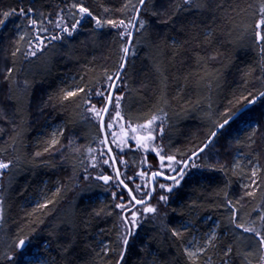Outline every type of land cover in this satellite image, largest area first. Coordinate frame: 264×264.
<instances>
[{"label": "trees", "instance_id": "16d2710c", "mask_svg": "<svg viewBox=\"0 0 264 264\" xmlns=\"http://www.w3.org/2000/svg\"><path fill=\"white\" fill-rule=\"evenodd\" d=\"M73 2L82 3L103 20L125 22L134 12L120 9L126 2L129 8L138 4V0H0V19L4 11L35 9L29 15L38 24L42 21L51 34L56 29L48 19L55 21L56 12H64ZM260 4L261 0H207L204 10L179 12L167 24L161 21L172 16L173 0H148L145 4L140 15L147 25L135 31L122 78L117 81L119 87L113 94L122 96L121 115L132 127L145 124L153 114H162L159 110L163 109L167 114L165 131L154 141L162 154L186 159L210 135L212 121L230 101L234 105L248 92L264 89V57L260 54L264 45L256 44L253 38ZM105 8L109 11L105 12ZM153 12L166 15L153 16ZM67 22L74 23L75 19ZM27 23L28 19L17 15L0 25V159L15 161L0 176V253L9 251L14 240L26 236L29 241L23 255L13 252L14 261L0 260V264H22L25 255L34 249L48 256L53 264H115L119 259L116 241L121 211L115 207L117 197L111 192L114 188L108 189L101 180L82 177L87 149L101 135L99 122L89 119L79 107L85 93L63 102L61 96L63 91L84 87L86 92H92V104L97 108L105 106L106 100L96 97L95 92L110 89L106 73L113 75L122 62L121 48L127 38L122 41L119 33L124 29L97 28L95 21L85 18L73 36L53 41L35 57L25 58L34 31ZM21 35L26 39L20 40ZM17 47L20 52L13 57ZM212 55L216 59H208ZM8 68L14 70L15 84L12 78L4 79ZM100 78L106 82L100 83ZM25 80L29 83L26 90ZM50 96L53 99L45 103ZM261 105L252 112L254 120L259 116L260 128L251 147L245 140L250 130L234 125L231 136L221 137L215 144L220 158L216 162L202 161L205 168L188 171L181 184L168 193V202L139 222L129 238L124 264H222V254L229 246L231 264H257L262 260V248L254 234L245 233L232 223L235 209L237 223L264 232V221L260 219L264 212ZM236 137L243 142L241 147L236 146ZM53 139L58 142L50 147ZM132 145L113 154L117 167L124 171L121 178L141 199L143 194L133 189L128 177L139 168L143 156L151 170L157 169L158 158L150 149ZM45 148L49 150L45 152ZM241 151L246 154L245 159L261 168L260 187L252 196L245 195L243 187L251 172L246 160L242 163L244 171L233 173L235 154ZM38 152L41 155L37 157ZM121 160L125 163L120 164ZM220 165L225 171L219 170ZM119 189L131 200L121 185ZM46 201L52 203L38 208ZM172 228L184 235L173 237ZM212 230L216 234L214 246L189 259L184 247L195 241L198 247L204 246ZM98 239H105L116 251L106 257L97 256Z\"/></svg>", "mask_w": 264, "mask_h": 264}, {"label": "snow or ice", "instance_id": "6c2138e0", "mask_svg": "<svg viewBox=\"0 0 264 264\" xmlns=\"http://www.w3.org/2000/svg\"><path fill=\"white\" fill-rule=\"evenodd\" d=\"M148 2V0H138V4L133 5L131 8H129L128 3L126 2L124 7L120 9V11H132L135 14L132 15L127 22H125L124 19H120L119 21L108 19L103 20L101 18H98L93 15L92 11H90L89 8L84 7L82 3L80 2H73L69 6V11L67 14L63 13H57V17L55 21H52L45 17V19H48L49 25H52L56 31L54 33H49V28L45 27L43 25V22H39L36 19L31 18L29 14L33 12V9L29 8L27 12L23 8H21L18 12L17 10L13 9L11 11H4L2 12L3 19H0V25H5L7 23V20L9 17L12 16H23L26 19H28V23L32 26L34 29L32 33V38L29 40V46L27 50L25 51V58L29 57H35L39 52H42L46 47L52 44L53 41H60L63 40L65 36L71 37L73 34L77 31V29L80 27L82 22L85 20V18H91L93 21H95V27L97 28H103L105 26H111L112 28L119 29L120 27H123L124 31L119 33V36L121 40L123 41L125 38L128 39L129 44H131L132 38H133V32L130 29H134L136 32H139L143 30L146 25L147 21H145L143 18H141V12L144 9L145 4ZM173 13L172 16H167V18L161 23L167 24L171 22L173 17L177 15L179 12H187V11H201L204 10L207 7V0H173ZM77 10L79 15H77ZM105 12H108L109 9L105 8ZM259 14L260 19L255 23L254 25V33L253 38L256 44L258 45H264V0H261V4L259 7ZM153 16L157 15H166L165 13H157L153 12ZM70 19H75L74 23H68L67 21ZM138 25V27H137ZM19 28V25L16 26ZM205 35H211V33H205ZM20 40H25L26 36L21 35L19 37ZM131 48L127 45L123 46L121 48V60L126 61V58L130 54ZM20 52V48L17 47L16 51L12 53L13 57L17 55V53ZM260 54L262 57H264V47L260 48ZM208 59H216L215 55L209 56ZM126 63L122 62L119 64L118 68L119 70L115 72L113 75H107L106 74V81L109 88L113 89V92H108L106 89H98L95 92L96 97H100L102 99H105L107 103L102 109H97L96 105L91 103L92 100V94L91 90L89 89L86 92V89L84 87H77L75 90L72 91H63V95L61 96V102L68 100L69 98L75 97L78 94L85 93L83 103L79 106L83 110H85L86 114L89 115L92 119L97 120L100 123L101 129L105 131V139L100 141L102 145L104 144H113L116 145L118 148H120L121 151H123V147L128 146V141L135 140L136 145L138 148H144L145 150H151L155 152L161 161V169H168L173 174L166 177V179L171 180V185H165L160 184L159 187L165 192V193H171L175 187H178L181 184V181L184 180L185 175L189 168H198L201 165L197 164L195 161L200 157L201 154L205 153L206 150L210 152L211 148L219 142V139L221 137H228L231 136V133L233 131V126H238L240 124L244 125L245 130H250L248 136L245 138L247 141V146L250 148L251 145L255 142L253 137L257 134L259 131L260 125L258 122H256L252 117V112L254 110V107L258 104H264V91L259 92H248L247 95L241 96L240 100L236 102L235 105L232 104V102H229V106L225 108V110L221 113H219L218 116L212 121L211 126V133L207 136V138L203 141L202 146L196 147L195 150H191L190 154H187V159H180L178 160L176 158V155H163L162 149L158 148L154 145V141L164 134V124L166 123V117L167 114L163 113V109H160V113L162 114H153L150 119L147 120L145 124L137 125L136 127H132L130 122H126V124H121L120 122L123 120V117L121 115V99L122 96H114V90L115 88L119 87V84L116 83V81H119L122 78L123 75V69L125 68ZM13 68H8L7 73L4 76L5 80H9L12 78V83L15 84L16 81L13 74ZM157 71L159 69L157 68ZM115 77V81H114ZM261 79H264V76L261 77ZM24 89L26 90L29 87L28 81L23 82ZM53 99V97H49V100L45 103L50 102ZM211 107V105H209ZM115 112V115H112V112ZM101 112L104 113L103 116H101ZM81 118H84V115L81 116ZM115 127H120L122 129L123 135L118 139V134L114 131H112ZM158 127V131H157ZM2 131V129H0ZM61 135L63 134V130H59ZM143 133V134H139ZM111 135V140H108V136ZM58 141L56 139L52 140V144L50 147L54 146ZM74 143L73 141H69V144ZM231 143V141H230ZM242 141L239 137L235 138V144L237 147L242 146ZM123 145V147H121ZM49 149L45 148L44 151L47 152ZM3 151V150H0ZM87 151L90 154H93L91 156V160L93 163H91L92 168H96L98 166L97 161L100 159H103V157L106 155L105 152L99 151L98 155L96 154L98 152L97 149L88 148ZM112 151L111 147H108L107 152L110 153ZM41 153H36L35 156H40ZM185 155V154H181ZM246 154L241 151L239 153L238 158L235 160L233 164V173L237 174V170H240L241 172L244 171V166H242L240 157H244ZM167 161V163H164ZM115 158H112L111 163L108 159H103V163L105 165L111 166V164H114ZM125 162L123 160L120 161V164H124ZM15 164V161L12 159L4 160L0 159V176H3L4 173L9 170L11 167H13ZM182 165V166H181ZM247 167L251 168L250 172V183L243 185V187L246 189L245 195L252 196L254 195L255 189L259 188L260 185L257 181V174L261 171V168L258 163L253 164L252 160H248ZM220 171H225V168L223 165L219 166ZM138 175L141 178L145 177V173L141 171L138 173ZM164 175L163 171L160 172H154L152 173L153 180L156 176ZM120 172L119 169L116 170L115 177L109 176V175H100L97 176V180H102L105 185L109 184L110 182L118 181L116 184V187L119 188L120 185H123V187L127 188V184H125V181L123 179H119ZM85 180L89 179V176L84 177ZM129 180L132 179V177H128ZM252 191H247L248 188L253 187ZM143 188H147V185H136L135 190L137 192L142 191ZM155 189L153 188L151 191H148L145 193L144 197L141 199H137L135 195H133V190L129 189V196L131 197V200L125 204L123 202L117 203L115 207L117 209H120L122 213H127L126 215H122L120 217V231L117 234V247L119 248V251L117 255L119 256V259L115 261V264H124L125 257L128 251V245H129V238L134 235V230L138 226L139 218L146 215V214H155L157 212L156 207L151 206L148 204V200L151 198L153 192ZM60 192V189H57V193ZM117 195L116 192H113V197L115 198ZM227 196V193L225 194ZM160 201L164 202L165 204L168 202L169 196L168 195H161ZM132 201H135V203H132ZM52 203V201H46L43 204H38V208H47L48 204ZM232 202L228 201V206H231ZM140 206V207H137ZM96 215H100L99 212L96 213ZM111 215V213H109ZM155 218V217H154ZM261 221H264V212L260 215ZM232 223L237 229H243L245 233H253L255 237L258 239V242L261 246H264V232H262L260 229L256 227H245L244 225L237 223L236 221V211L233 210V218ZM103 229L101 230L100 235L103 234ZM171 235L176 238H181L184 233L181 232L179 229L172 228L170 229ZM186 231V229H185ZM216 239V234L213 231L211 235H209L204 242V246L195 248L194 250L189 247H184V253L189 259L196 258L199 254L205 253L206 249L209 246H214L213 242ZM28 237H22L18 241H13V244L9 246V251L0 253V260H7V261H14L16 259V256L13 254V252L20 253L23 255L28 246ZM98 246L100 247V252H97V256H104L106 257L110 252L116 251V249H113L111 247V244L106 241L105 239H98ZM67 251V249H65ZM232 254V247L229 246L222 254V264H231V261L229 257ZM264 259V257H262ZM244 260L247 261V255L244 256ZM250 264V262H249Z\"/></svg>", "mask_w": 264, "mask_h": 264}, {"label": "rangeland", "instance_id": "374dc122", "mask_svg": "<svg viewBox=\"0 0 264 264\" xmlns=\"http://www.w3.org/2000/svg\"><path fill=\"white\" fill-rule=\"evenodd\" d=\"M260 19V18H259ZM258 19V20H259ZM257 20V21H258ZM256 21V22H257ZM124 31V30H123ZM117 83V82H116ZM106 104V103H105ZM261 105V104H260ZM263 108H264V104H262L261 105ZM103 107H98L97 109H102ZM256 110H258V108L256 109ZM86 113V112H85ZM87 115V114H86ZM101 115H102V112H101ZM112 115L114 116L115 115V112H114V110H113V112H112ZM88 116V118L89 119H91V120H93L94 122H96L97 124H98V121L97 120H95V119H92L89 115H87ZM263 120H264V118H262ZM255 121L256 122H259V116L257 117V118H255ZM121 124H126V121H125V119L123 118V120L120 122ZM242 125V128H244V125L243 124H241ZM112 131H114V132H116L117 134H118V139L120 138V137H122V135H123V132H122V129L120 128V127H115ZM103 140V138H102V134L98 137V139H97V141H96V143H95V145H93L91 148H93V149H97L98 150V152L96 153L97 155H98V153H99V151H103V152H105L106 153V155L103 157V159H108L109 161H110V158H109V156H108V153H107V150H106V146H105V144L104 145H102L101 143H100V141H102ZM108 140L110 141L111 140V135H109L108 136ZM132 143H133V145H132ZM132 145V147H137V145H136V142H135V140H129L128 141V146L127 147H130ZM110 147H111V149H112V152L113 153H115V154H120L121 152H123L124 150H125V148H127V147H123V145H121V147H123V151H121L120 150V148H118L116 145H113V144H110ZM216 147V148H215ZM138 148V147H137ZM88 157H87V163H86V167L83 169V172H82V177H83V179H84V177L87 175V176H89V179H87V180H97L96 179V177L97 176H100V175H109V176H113V177H115V174H114V168H113V166H112V164H111V166H109V165H105L104 163H103V159H100V160H98L97 161V164H98V166L96 167V168H92L90 165H91V163H93V161L91 160V156L93 155V154H90L89 152H88ZM162 154V153H161ZM220 151H219V148L217 147V146H213L212 148H211V150H210V152L208 151V150H206V152L205 153H203V154H201V157H199L195 162L197 163V164H199V165H201V163L200 162H202V161H205L206 163H208V162H216L217 161V159H219L220 158ZM163 155H166V154H163ZM238 156H239V153H236L235 154V157H236V159L238 158ZM156 157L158 158L157 159V169H155V170H157V171H163L165 174H173L170 170H168V169H161V167H160V165H161V161H160V159H159V156L156 154ZM177 158V157H176ZM247 158V157H246ZM178 160H180V158H177ZM182 159V158H181ZM240 159H242L241 160V163H243V161L244 160H246V165H248V160H251V159H245V156L244 157H240ZM124 161V160H123ZM125 162V161H124ZM110 163H111V161H110ZM164 163H167V161H165ZM254 164H256V163H254ZM207 167V166H206ZM200 168H205V166H203V165H201L200 167H198V168H195V170H198V169H200ZM119 169V168H118ZM192 168H189L188 169V171H190ZM155 170H151V167H150V165H149V163L145 160V157L143 156L142 157V160H141V163H140V166H139V168L136 170V171H134V173L133 174H131L129 177H132V179H131V181H133V185H134V187H133V189L135 190V186L136 185H147V188H143L142 189V191H140V193L141 194H143V196H142V198L144 197V195H145V193L146 192H148V190H149V185H148V183H149V174H150V172H152V171H155ZM193 170H194V168H193ZM192 170V171H193ZM194 170V171H195ZM141 171H143L144 173H145V177L144 178H141L139 175H138V173H140ZM187 171V172H188ZM119 172H120V176H121V174L123 173L124 174V171L122 170V172L119 170ZM257 181H258V183H259V178H258V174H257ZM250 183V178L249 179H246L245 180V182H243V184L245 185V184H249ZM116 184H117V181H115V182H110L109 184H107V186H108V189H112V188H114V189H112L111 190V192H112V194H113V192H116L117 193V195H116V197H117V199H116V201H117V203H120V201H122L123 203H125V204H127L129 201L128 200H126V198H125V196L121 193V190L119 189V188H117L116 187ZM160 184H165V185H171L172 184V181L171 180H163V179H161V178H157L156 180H155V183H154V189H155V191L153 192V194H152V196H151V203H150V201L148 200V204L149 205H151V206H154V207H157V205H158V207L163 203V202H161L160 201V196L161 195H168V193H165L160 187H159V185ZM255 186H253V187H250V188H254ZM136 191V190H135ZM137 192V191H136ZM157 192H159V193H157ZM161 193V194H160ZM165 193V194H164ZM122 198V199H121ZM123 198H124V201H123ZM120 199V200H119ZM157 199V200H156ZM153 200V201H152ZM156 200V201H155ZM158 201H160L159 203H157ZM132 203H133V201H132ZM155 204H157V205H155ZM160 204V205H159ZM137 207H140V206H137ZM158 207L156 208V209H158ZM121 211V210H120ZM127 213H122L121 212V216L122 215H126ZM149 215H151V214H146V215H144V216H142V217H140L139 218V221H141L144 217H146V216H149ZM215 223L216 222H214V225H215ZM138 224H139V222H138ZM259 229V228H258ZM214 230H212V232H213ZM251 234V233H250ZM253 234V233H252ZM254 237H255V235H254ZM256 238V237H255ZM187 246H189V247H191L193 250L195 249V248H198V242L197 241H195V242H192V243H189V245H187ZM261 248H262V257H264V246H261ZM22 264H53V261L48 257V256H46V255H44V254H42V253H40V252H38L36 249H34V251H32L31 253H29V254H27V255H25V257H24V261H23V263ZM257 264H264V259H262L260 262H258Z\"/></svg>", "mask_w": 264, "mask_h": 264}, {"label": "water", "instance_id": "95a60500", "mask_svg": "<svg viewBox=\"0 0 264 264\" xmlns=\"http://www.w3.org/2000/svg\"><path fill=\"white\" fill-rule=\"evenodd\" d=\"M132 30V32H133V34H134V29H131ZM130 44H129V41L127 40V46H129ZM123 62H126V61H123ZM114 81H115V77H114ZM117 82V81H116ZM262 91H264V89L262 90ZM109 92H113V89L112 88H110V90H109ZM106 103H107V101H106ZM104 115V113H102V115L101 116H103ZM100 130H101V134H102V138H103V140L105 139V135H106V133H105V131H103L102 129H101V126H100ZM105 146H106V150L108 149V147H110V144H105ZM108 153V152H107ZM108 156H109V158H110V161L112 160V158H114V154H113V152L111 151L110 153H108ZM187 159V158H186ZM112 166H113V168H114V173L116 174V170L118 169V167H117V163L115 162L114 164H112ZM182 166V165H181ZM154 172H160V171H157V170H155V171H152L150 174H149V190L148 191H151L153 188H154V183H155V180L157 179V178H161V179H164V180H168V179H166V177L167 176H169L170 174H165L164 173V175H160V176H156L155 178H154V180H153V177H152V173H154ZM172 175V174H171ZM119 179H122L121 178V176L119 177ZM122 187H123V185H121ZM126 191H127V193H128V195H129V187H127V188H125V187H123ZM131 198V197H130ZM133 203H135V201H133Z\"/></svg>", "mask_w": 264, "mask_h": 264}, {"label": "bare ground", "instance_id": "6f19581e", "mask_svg": "<svg viewBox=\"0 0 264 264\" xmlns=\"http://www.w3.org/2000/svg\"><path fill=\"white\" fill-rule=\"evenodd\" d=\"M68 7H69V5H68ZM68 7H67V8H64V10H65L64 12H66V11L69 10ZM54 8H55V7H54ZM60 8H62V7H60ZM49 9H50V8H49ZM66 9H67V10H66ZM33 10H35V9H33ZM36 10H37V8H36ZM58 10H59V9H58ZM62 10H63V9H62ZM62 10H61V12H62ZM51 11H52V10H51ZM53 11L55 12V10H53ZM34 12H35V11H34ZM57 12H60V11H57ZM57 12H56V14H57ZM64 12H62V13H64ZM77 12H78V11H77ZM67 13H68V12H67ZM35 14H36V12H35ZM35 14H34V15H35ZM39 14H40V13H39ZM64 14H65V13H64ZM134 14H135V13H134ZM49 15H50V14H49ZM41 16H42V15H41ZM34 17H35V16H34ZM47 18H48V15H47ZM17 19H18V18H17ZM20 20H21V18H20ZM46 20H47V19H46ZM50 20H51V18H50ZM10 21H11V18H10ZM44 21H45V20H44ZM19 22H20V21H19ZM27 24H28V23H27ZM45 24H46V23H45ZM44 26H45V25H44ZM137 26H138V25H137ZM54 29H55V28H54ZM130 30H131V29H130ZM55 31H56V30H55ZM55 31H54V32H55ZM54 32H53V33H54ZM134 34H135V31H134ZM134 34H133V37H134ZM132 39H133V38H132ZM127 40H128V39H127ZM127 40H126V45H127ZM131 42H132V41H131ZM130 46H131V44L129 45V47H130ZM126 60H127V58H126ZM122 62H123V61H122ZM122 62H121V63H122ZM125 63H126V62H125ZM105 70H106V69H105ZM118 70H119V68H118ZM113 73H115V72H113ZM113 73H112V74H113ZM106 74H107V73H106ZM103 75H105V72H104ZM109 75H110V74H109ZM104 79H105V78H104ZM0 80H1V79H0ZM102 80H103V79H102ZM1 81H2V80H1ZM103 81H104V80H103ZM103 81H101V78H100V83H104V82H106V81H104V82H103ZM98 84H99V83H98ZM105 84H106V83H105ZM99 85H100V84H99ZM102 85H103V84H102ZM103 86H104V85H103ZM98 87H99V86H98ZM99 88H100V87H99ZM103 88H104V87H103ZM92 89L94 90V88H92ZM96 89H97V87H96ZM97 90H98V89H97ZM109 90H110V89H109ZM109 90H108V91H109ZM91 93H92V92H91ZM93 93H94V91H93ZM94 97H95V96H94ZM92 98H93V96H92ZM96 99H97V102H99V101H98V98H96ZM96 99H95V100H96ZM100 99H101V98H100ZM95 100H94V102H95ZM233 100H234V102H235V99H233ZM237 101H238V99H237ZM237 101H236V102H237ZM91 103H92V100H91ZM99 103H100V102H99ZM99 103H98V104H99ZM232 103H233V102H232ZM98 104H97V105H98ZM234 105H235V104H234ZM102 113H103V112H102ZM259 123H260V122H259ZM259 125H260V124H259ZM99 128H100V123H99ZM100 132H101V130H100ZM80 141H81V140H80ZM76 142H77V141H76ZM86 146H87V145H86ZM201 146H202V145H201ZM80 148H81V147H80ZM84 148L86 149L85 146H84ZM215 148H216V147H215ZM78 150H79V149H77L76 151H78ZM83 150H84V149H83ZM76 153H77V152H76ZM79 154H80V153H79ZM85 154H86V153H85ZM81 155H83V154H81ZM88 155H89V154H88ZM88 155H87V156H88ZM60 159L62 160L63 158L60 157ZM61 162H62V161H61ZM63 163L66 164L65 161H63L62 164H63ZM65 164H64V166H65ZM85 167H86V166H85ZM192 170H193V168L191 169V171H192ZM194 170H195V168H194ZM194 170L192 171V173L194 172ZM114 174H115V173H114ZM194 174H195V173H194ZM163 180H164V179H163ZM101 181H102V180H101ZM166 181H167V180H166ZM255 190H256V189H255ZM247 191H248V190H247ZM254 192H255V191H254ZM157 193H159V192H157ZM160 194H161V193H160ZM164 194H165V193H164ZM139 196H140V195H139ZM129 197H130V196H129ZM138 198H139V197H138ZM138 198H137V199H138ZM121 199H122V198H121ZM130 199H131V198H130ZM119 200H120V199H119ZM126 200H127V198H126ZM156 200H157V199H156ZM156 200H155V201H156ZM123 201H124V198H123ZM128 201H129V199H128ZM149 201H150V203H151V199H149ZM152 201H153V200H152ZM114 202H116V201L114 200ZM121 202H122V201H120V203H121ZM159 202H160V201H158L157 203H159ZM116 203H117V202H116ZM155 205H157V204H155ZM159 205H160V204H159ZM157 207H158V205H157ZM157 207H156V208H157ZM159 209H160V208H159ZM159 209H158V210H159ZM139 222H140V221H139ZM143 222H144V221H143Z\"/></svg>", "mask_w": 264, "mask_h": 264}]
</instances>
